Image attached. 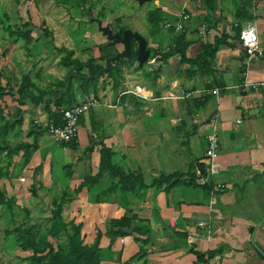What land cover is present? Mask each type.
<instances>
[{
	"label": "crops",
	"instance_id": "obj_1",
	"mask_svg": "<svg viewBox=\"0 0 264 264\" xmlns=\"http://www.w3.org/2000/svg\"><path fill=\"white\" fill-rule=\"evenodd\" d=\"M33 1L39 3L41 0ZM138 1L141 5L144 0ZM55 2L57 8L67 12V15L58 18L59 24L72 16L89 21V16L77 15L84 12L85 7H94L93 0ZM110 2L105 0L107 6ZM155 3L164 15L160 27L166 28L169 36L164 45L163 41L155 42L157 30L154 33L150 31L149 39H146L150 53L154 50L150 43L154 47L160 45L161 51L175 44L174 36L181 30L167 28L164 22L174 21L185 6L190 13L182 29L184 38L189 42L187 53L196 54L201 42H212L214 39L221 42L211 59V71L192 76L185 74L186 78L181 79L174 76L181 69L178 53H172L170 57L159 54L152 57L149 53L153 61L146 62L149 64L147 70L142 69L143 64L139 65L137 56L132 64L118 62L122 76L119 82L115 84L112 75L105 70L96 86L88 92L95 95L98 104L106 105L110 110L106 109L105 113L104 110L98 111L97 104L81 114L78 123L84 127V133L80 143L78 131L76 143L84 147L85 153L72 154L75 147L66 148L69 145L65 144L62 151L57 153V149L51 145L59 141H54L49 132H43L26 162L22 151L14 154L8 164L4 153L3 159L0 156V168L4 173L0 175V185L4 186L5 181L13 184L24 177L31 186L35 174V179H39L38 188L57 183L60 191L67 184L62 178L73 175L68 187L74 188L86 175L96 173L100 143H104L113 150L112 162L124 165L126 168H122L126 171L138 169L148 185L145 191H129L127 196L128 204L138 217L149 223L150 230L145 234L130 232L107 236L104 232L109 227L103 222L104 219L120 217L125 207L109 200L107 197L110 194L104 195L100 202H93L87 186H83L75 197L64 203L62 214L68 216L66 220L82 223L81 232L86 242L94 239L92 235L88 236V232H103L99 264H264V88L234 86L264 77V56L248 58L235 27L238 23L240 26L244 23L254 25L264 48V0H167L161 2V6L158 5L159 0H155ZM104 8L102 5L100 16ZM107 19V13L104 18H98V29L99 23ZM91 38L98 39L99 44L108 45L109 39L101 29L94 31ZM131 43L136 49L137 42L132 39ZM112 45L117 51L122 49L121 43ZM99 53L100 50L92 56L97 57L96 62L103 64V68L106 58L99 59ZM75 55L76 51L72 56L79 58ZM127 58L122 57L120 61ZM40 61L42 63L38 62L35 71L39 74L30 78L42 88H57L56 82L64 79L68 68L59 64L62 69L58 72L56 68H45V61ZM154 61L161 66L160 70L165 69V75L156 70L158 66L152 68ZM76 75L81 77L78 73ZM106 76L108 83L103 84ZM73 84L75 100L80 101L85 93L80 92L79 80L75 77ZM215 87L218 89L213 93ZM21 107L24 109V137L19 139L31 140V136H26L28 128L33 127L34 122L43 127L47 115L41 107L35 110L27 102ZM214 112L218 113L221 141L215 169L206 190L202 185L185 181L192 172L196 175L198 163L207 165L208 118ZM155 119H162L165 123L159 125L153 121ZM159 132L162 137L174 138L167 143V151L158 150L161 141L157 139ZM9 135H12L11 132ZM92 141L93 148H86ZM173 154L178 156L173 158ZM19 161L20 171L17 170ZM160 172L177 173L179 183L167 189L164 188L166 182L159 187L151 184L153 177ZM220 185L223 187L218 189ZM199 221H204V224H199ZM134 235L147 241L136 240ZM142 246L147 253L135 258ZM195 250L201 252L202 256L197 257Z\"/></svg>",
	"mask_w": 264,
	"mask_h": 264
},
{
	"label": "trees",
	"instance_id": "obj_2",
	"mask_svg": "<svg viewBox=\"0 0 264 264\" xmlns=\"http://www.w3.org/2000/svg\"><path fill=\"white\" fill-rule=\"evenodd\" d=\"M73 3L84 2L85 0H71ZM93 7H88L89 14L92 13ZM147 20L150 23V31L154 33L158 28H160L161 21L164 19V15L161 13L160 8H151L147 10ZM240 17L241 14H238ZM250 16V15H248ZM9 15L1 9L0 6V20L2 21V27L11 36H16V38H22L26 41L32 39L31 31L35 28V25L28 20H21L20 23L15 25V27L9 21ZM240 23L235 26L237 28V33L239 31ZM125 26L120 27V31L124 29ZM175 44L167 50L161 51V46L158 45L151 51L150 56H155L159 54L160 56L170 57L172 53H178L180 55V65L181 69L184 64H187L185 74L187 76L195 75L196 73H209L211 71V59L213 58L216 50L220 45V41L213 40L212 42H201L200 49L194 55H189L187 53V48L189 42L184 38V34L181 31L174 36ZM100 50L99 59L104 60L107 56L113 55L117 50L113 45H107L102 43L98 45ZM172 49V50H171ZM73 49H69L65 55H62L59 59V63L68 68L67 74L63 80H58L56 83L57 88H42L36 85L29 74L23 73L19 78L14 74L6 76L7 78L3 81L4 73L0 67V156L3 159V153L8 164L9 160L14 154H18L22 151V156L26 162L31 156L33 150L37 147L38 136L46 132L48 125L50 123L58 124L61 122V108L67 107L76 103V96L73 90V78L75 77L79 80V90L81 93H88L91 88L95 87L99 81V77L104 71L97 70L92 76H88L84 72L85 66L90 69H101L103 64L96 62L94 56H89L87 59L81 60L78 57H73ZM160 52V53H159ZM136 57L134 45L131 43V51L126 61H120V58H116L110 62V67L107 71L109 75H112L114 83H118L121 76L120 67L117 65L118 62L121 64H132ZM114 63V64H113ZM116 63V65H115ZM80 74L81 77L75 76V74ZM7 75V74H6ZM6 96H8L12 101H16L17 105L15 111L12 112L8 108L9 100L6 101ZM29 103L31 108L41 109L47 115V122L45 126L40 127L35 122L33 127L28 128L26 136H31V140L19 139L21 135V128L23 124V112L24 109L21 107L24 103ZM18 127V128H17ZM17 128V129H16ZM20 128V129H19ZM16 129L14 133V142H11L8 138L9 133ZM65 145L75 146L77 145L76 139H72L67 142H60ZM94 142L92 141L86 148L92 149ZM100 160L98 163V169L94 174L86 175L83 180L74 188H69L65 186L61 189L57 198L52 200L53 207L51 210L50 224L47 227L42 228L39 226V231L36 234L31 232V226L28 225H16L13 230L5 229V235H12L18 246L24 250H28V253L24 256L29 264H99L102 252L100 247V238L102 232L98 231L92 242L84 241V236L81 232L82 223H75L72 221H65L63 218L62 210L64 203L76 195L83 186H87L89 192L91 193L90 199L92 201H101L103 196L110 194L109 200L116 201L123 207H125V212L120 217H113L108 220V230L107 234L111 237L116 235H125L130 232H135L136 234H145L150 230L149 223L144 221L143 218L137 216L133 211V208L128 204L129 198L127 193L131 191L132 193H141L145 191L148 186L143 178L142 174L138 169L133 171H126L121 168L119 164L112 162L113 150L104 143H100ZM87 149V150H88ZM196 168L204 169L203 163H198ZM3 171L0 168V175H3ZM177 173H162L153 177L151 184L159 185L166 182L164 188H169L171 185L179 183V177L176 176ZM30 186L31 191L36 193L38 189L39 179H35ZM102 176H106L109 180V184L106 186H99V188L94 185L99 181ZM195 174L192 172L189 178L185 181L188 184L197 185L195 180ZM200 185V184H198ZM202 186L207 190L208 185L202 184ZM114 196L112 198L111 196ZM56 197V196H54ZM106 197V196H105ZM0 203L11 207L12 200L8 199L3 188L0 185ZM29 214V212H26ZM130 229L131 231H128ZM65 233L66 241L65 243L58 241V236L61 232ZM136 240H142L146 242L147 239H142L139 235H134ZM55 239V240H54ZM56 242L54 243L53 242ZM147 253L146 248L140 247L139 252L136 254L135 258L141 257ZM197 257L202 256V253L195 250Z\"/></svg>",
	"mask_w": 264,
	"mask_h": 264
},
{
	"label": "rangeland",
	"instance_id": "obj_3",
	"mask_svg": "<svg viewBox=\"0 0 264 264\" xmlns=\"http://www.w3.org/2000/svg\"><path fill=\"white\" fill-rule=\"evenodd\" d=\"M93 1L94 7L91 10V14H88V8L86 9L85 7L84 12H79L77 15L78 17L82 14L89 16V21H81L79 18H75L72 16L71 19L66 18L67 21L59 24L57 23L58 18L62 16L64 17L65 15H67V12L63 8H57L54 4L56 3L55 0H41L39 3H35L33 0H0L1 9L9 15V21L14 27L15 25L20 23V19L23 21L30 19V21L35 25V28L31 31L32 39L30 41H26L20 37L16 38V36L9 35L8 32L3 29L2 21L0 20V67L2 68L4 73L3 81H5V79L7 78L6 76H9L11 74H14L18 78L23 73L29 74L30 77L37 76L39 73H36L35 71L39 66L38 62L42 63V61H40L41 59H43V62L45 61L44 65H47V67L45 68H56V71L59 72V70H61L62 68L59 65L60 63L58 62V59L62 55H65V53H67L69 49H73L74 51H76L75 56H79V58L84 61L89 56L94 55V53L96 54L99 51V42L98 39H92L91 36L94 31L96 32L97 30H100L98 29V18H104L106 13L108 14V19L105 21L102 20L101 25H108L109 27L114 28L115 31L120 30V24H125L126 26H123L129 27L131 29H139L138 31L146 39H149L150 30L148 24L149 21L147 20V10L157 7L155 0H144L141 5L138 4V2H140L138 0H111L108 6L107 4H105V0H102L101 2H95V0ZM163 1L167 0H159L160 3H158V5L161 6L163 4H161V2ZM102 5H104L105 8L102 11L103 14L100 16V11L102 10L100 8L102 7ZM115 20H117L120 24H117ZM163 28L164 27L161 26L159 29H157L154 39L157 43L158 41H163L162 43L165 45L169 35L167 29ZM57 31L60 32V34ZM68 35H70L71 38ZM148 42L150 43L149 40ZM150 44L149 46L151 47V49L155 48ZM95 58L97 59V57ZM155 63L156 62L154 61L151 66H153ZM148 66L149 64L144 63L142 69L147 70ZM156 66L158 65L155 64L152 68L155 69ZM160 67L161 66H158L156 70L161 75H165V69L162 68L160 70ZM184 69L182 70L179 68L177 70L179 72L177 73L178 75L174 74V76H179L180 79L186 78ZM83 71L89 74L90 69L85 66ZM106 79L107 76L105 79H103V84L108 83V80ZM177 89L180 88L177 87ZM9 99L10 98L6 96L7 102ZM98 102L95 105H97ZM16 105V101L9 100L8 107L6 108L14 112L16 110ZM95 105H93L92 107H94ZM101 105V103L97 105L96 109L98 111L104 110L103 113H105L106 109L110 110V107ZM89 110L90 109L86 111L88 112ZM161 120L162 119H155L153 121H155L159 125H162L165 122ZM83 128L84 127L81 126V123L79 122L77 135L79 131L80 143L81 136H83L84 133ZM21 130L23 131L22 128ZM14 133L12 130V135H9V139L11 142H14L15 140L13 135ZM20 137H24L22 132L19 138ZM157 139L158 141L161 140L158 146V150L167 151V143L174 138L172 136L162 137L161 132H159L157 133ZM54 145L56 146V148H54ZM62 146L63 144H61L60 142L53 144V146L51 145L53 149H57V153H60L62 151ZM65 147H70L71 149L75 147V153L72 154L82 155L83 153H85V150L83 149L84 147H80L79 144L75 146ZM67 153H71V151H67ZM177 156L178 154H173V158ZM54 161L56 160L54 159ZM84 161H86L85 156ZM191 162L193 163L192 160ZM20 164L21 161L17 163V170L19 171L21 170ZM118 164L120 165V163ZM120 166L121 168H126L122 164ZM73 177L74 176L72 175L62 178L63 180L65 179L64 184H66L67 182L66 186H69L68 181L72 180ZM27 183V179H24V177H20V180L18 182L7 184L5 181L4 186H2L3 191L5 192L8 199L12 200V203L11 207L0 203V264H29L28 260L24 259V256L28 253V250H24L18 246L13 234L6 236L5 229L8 228L10 230H13L16 225L25 224L31 226V232L33 234H36L39 231V226H41L42 228L47 227V225L50 224L51 219L50 209L54 206L52 200L54 198H57L61 191H59L58 185H56L57 183H55L48 185L45 188L39 187L36 193L33 194L29 184ZM108 184V178H106V176H102L94 186L96 188H99V186L101 185L106 186ZM61 186L62 184L59 185V187ZM73 197H75V195ZM112 198H114V196ZM26 212H29V214H26ZM67 217L68 216L66 214L63 215L65 221L73 220H66ZM109 219V217H106L103 222H105V224H108ZM98 231L95 232V230H93V232H88V236L92 235L95 238V235ZM104 233L107 235V232ZM107 236L110 235L108 234ZM57 239L59 242L65 243V233L62 231Z\"/></svg>",
	"mask_w": 264,
	"mask_h": 264
},
{
	"label": "built area",
	"instance_id": "obj_4",
	"mask_svg": "<svg viewBox=\"0 0 264 264\" xmlns=\"http://www.w3.org/2000/svg\"><path fill=\"white\" fill-rule=\"evenodd\" d=\"M190 18V13L187 11V8L184 6L179 11L176 19L166 20L164 22L165 27L173 28L175 30H182L185 27V22ZM238 37L241 45L245 48L248 58L253 56H264V48L261 46L256 27L251 23H244L239 27ZM148 61L151 62L153 59L148 58ZM235 87H252V88H264V77L258 81H243L242 83L235 84ZM217 87L212 89V92L217 91ZM98 102V99L95 95L90 93H85L82 95L80 101L73 103L70 106L61 108V122L58 124L50 123L48 125L47 131L53 137L54 140L59 142H67L77 137V128L78 121L86 110L91 108ZM218 113H212L208 118V123L210 125V130L206 134V150L205 156L207 157V165H204V169L197 168L195 180L198 184H208L210 177L215 169V160L220 145V136L219 129L217 124ZM239 121V119H238ZM223 187L220 185L218 189ZM211 194L213 191L210 192ZM199 224H204V221H199Z\"/></svg>",
	"mask_w": 264,
	"mask_h": 264
},
{
	"label": "water",
	"instance_id": "obj_5",
	"mask_svg": "<svg viewBox=\"0 0 264 264\" xmlns=\"http://www.w3.org/2000/svg\"><path fill=\"white\" fill-rule=\"evenodd\" d=\"M99 27L107 35L109 39L108 45L121 43L122 49L118 50L113 55L106 57L105 67L101 69H90L89 68L90 71H89L88 76H92V74L97 70H100V71L108 70L110 67L109 63L111 60L129 56L130 51H131V40L132 39H134L137 42L135 53H136L139 65H142L148 62L150 50L148 48L146 38L139 31L133 30L129 27H126L122 29L121 31L120 30L113 31V29L110 28L108 25L104 26V25H101L100 23H99Z\"/></svg>",
	"mask_w": 264,
	"mask_h": 264
}]
</instances>
